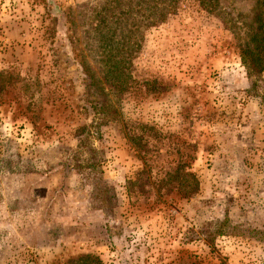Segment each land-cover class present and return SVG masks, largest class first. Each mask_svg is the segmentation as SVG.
<instances>
[{
	"label": "rangeland",
	"instance_id": "1",
	"mask_svg": "<svg viewBox=\"0 0 264 264\" xmlns=\"http://www.w3.org/2000/svg\"><path fill=\"white\" fill-rule=\"evenodd\" d=\"M145 1L0 0V264H264V70L238 57L264 0ZM107 47L135 88L105 81ZM181 162L196 193L156 192Z\"/></svg>",
	"mask_w": 264,
	"mask_h": 264
},
{
	"label": "trees",
	"instance_id": "2",
	"mask_svg": "<svg viewBox=\"0 0 264 264\" xmlns=\"http://www.w3.org/2000/svg\"><path fill=\"white\" fill-rule=\"evenodd\" d=\"M147 1V0H146ZM145 1V2H146ZM151 3L154 0H149ZM176 0H174L175 2ZM198 2L199 6L203 8L206 12L213 13L216 10L217 0H195ZM149 6V5H148ZM159 5H151L149 9L154 10L158 8ZM107 19L102 20V24L105 26ZM124 27H127V36L122 40V43L128 42L130 39V23H121ZM251 35H250V45H246L238 50V57L241 65L247 70L251 75H260L264 70V16L259 12H256L251 20ZM118 50L117 47H107L103 64L105 68L104 79L107 81L110 87H112L116 92H127L132 88V84L135 81H131L129 76L125 74V61L123 57L116 55ZM124 67V68H123ZM99 81H91L89 77L84 80L83 88L85 93V101L93 112L92 114L97 116L98 124L105 125L112 119L114 120L117 116L115 108L106 100L105 94L100 86ZM137 84V83H136ZM144 84V82H143ZM147 129L144 125H136V128H132L131 131ZM152 130V129H147ZM125 134L126 141L129 143L130 147L135 151V156L139 159L143 167L150 168L148 165V160L146 156L148 155L147 139L143 138L142 135H137L134 133ZM152 139H157L158 135L154 132ZM150 174V170L148 172ZM171 182L175 183V195L180 198L187 199L192 194L196 193L198 183L195 176L190 172L189 166L187 164L178 163L173 170L166 173L165 176L152 185L156 192L164 187L168 186ZM151 188V189H152ZM49 239V238H48ZM62 264H102L101 260L94 253H79L74 259L63 262ZM217 264H225L223 261H219Z\"/></svg>",
	"mask_w": 264,
	"mask_h": 264
}]
</instances>
